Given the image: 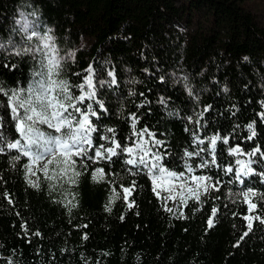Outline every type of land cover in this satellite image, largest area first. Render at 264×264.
Here are the masks:
<instances>
[{"label":"trees","instance_id":"trees-1","mask_svg":"<svg viewBox=\"0 0 264 264\" xmlns=\"http://www.w3.org/2000/svg\"><path fill=\"white\" fill-rule=\"evenodd\" d=\"M250 1L0 0V87L27 89L37 70L31 54L16 55L34 49L35 38L18 24L20 15L29 16L65 58L62 79L80 84L92 66L96 96L85 104L99 117H90L99 128L92 134L94 146L105 143L101 135H113L104 132L110 127L118 141L134 147L133 141L139 143L131 128L135 114L136 129L147 128L161 142L153 146L152 138L144 137L146 147L161 155L162 166L183 173L180 181L211 177L219 189L202 188L199 200L191 196L185 203L177 195L165 200L162 192L158 198L148 169L123 163L126 155L88 161L87 167L74 157L81 173L75 184L38 172L33 187L30 159L14 160L19 154L5 149L0 152V264H264V224L255 219H264V26ZM183 22L200 28L184 34L177 27ZM6 105L0 94V133L11 140L18 133ZM249 124L256 133L251 139ZM214 135L229 140L217 141L215 164L208 142ZM237 145L261 152L229 155ZM201 158L208 167H197ZM148 159L156 163L151 155ZM236 159L254 161L243 184L235 178ZM228 167L232 173L223 171ZM96 168L105 172L99 182L91 178ZM133 182L125 201L123 188ZM248 190L255 193L251 212L243 196Z\"/></svg>","mask_w":264,"mask_h":264},{"label":"snow or ice","instance_id":"snow-or-ice-1","mask_svg":"<svg viewBox=\"0 0 264 264\" xmlns=\"http://www.w3.org/2000/svg\"><path fill=\"white\" fill-rule=\"evenodd\" d=\"M35 35V33H33ZM45 39L50 40V37H45ZM3 48V45H0ZM51 48L52 51L49 52L47 49ZM52 53H55L53 55ZM31 54L32 58L37 61V70L32 73V81L27 89H9L5 91L3 87H0V94L7 97V107L10 109L11 118L14 121V128L18 137L15 139H8L0 133V152L5 149L8 151H15L19 155L13 157L14 160H19L20 156L28 157L32 165L43 163V174L46 179H54L55 175L64 176L68 172L72 175L68 176L70 183H76V177H79L81 173L76 170L77 159L79 158L81 166L87 167V162L98 163L100 160L107 159L111 161L113 157L124 156L129 157L122 162L131 165L134 168L140 169L141 167L148 169V173L152 179L151 183L153 185V192L160 197V193L157 191L158 181L168 182L171 187L164 188L161 187L162 191H173L175 188L179 187L181 203H185L184 189L185 184L175 185L171 183L173 180H178L183 177V173H175L159 162L161 160V155L153 154L151 148L146 147L149 141L144 140L145 136L151 139L153 146L161 145V142L153 138V134L148 131L147 128L137 130L136 123L137 118L135 114L132 115L131 128L133 129L132 135L137 137L139 143L133 141L134 147H129L127 144H122L116 139L114 128H105V133H112L113 135H101L99 138L105 143H100L98 146H94V141L92 134L99 131V128L93 123L90 117H96L97 111L93 109L92 104H85L88 99H94L96 96L95 84L93 83L94 70L91 65L85 69L86 75L82 76V83L77 85H71L67 80L61 78L62 64L65 60L64 57L59 56L57 49L53 48L51 44L45 43L38 48H28L24 49L22 52L18 51L16 55ZM69 56H74V53H70ZM7 66V65H6ZM77 75H80L77 73ZM109 76L113 74L108 73ZM102 83V82H101ZM112 83H115L113 79ZM75 88L79 94L72 91ZM87 89V91H85ZM134 94V93H133ZM191 94V93H189ZM96 104L99 105L100 109H104L103 103L96 100ZM83 105V107H81ZM207 110V109H205ZM106 111V109H105ZM261 118L264 120V113H261ZM41 126H46L47 129L51 131H44ZM248 129L251 132V139L255 136V131L253 130V125L249 124ZM58 134V135H57ZM217 141H222L223 144L227 145L229 143L228 138H222L219 135H214L209 138V144L211 146L210 155L212 157L211 163H216L215 149ZM201 144L204 143L203 140L200 141ZM207 149H201V151H206ZM228 154L231 156H255L256 153H260L261 149L259 147L255 148L251 152H245L238 145L230 147ZM89 152L92 155H89ZM156 161V163H151L148 159L149 156ZM193 153L186 152L185 156L191 157ZM199 155V153H195ZM261 158H264V153L261 154ZM197 167H208V161L203 160ZM254 161H243L240 159L235 160V164L239 165V169L235 172V178L241 184L244 183L242 177L249 176L253 174V170L250 167L251 163ZM49 165H53L54 169H58L53 176H49ZM29 174L35 175V171L31 166H26ZM188 171L191 172L192 168L189 167ZM226 173H232L233 168L228 167L223 169ZM99 174V176L97 175ZM264 175V173H260ZM105 175L103 168H96L92 172V179L99 182L103 179ZM192 182L196 184V188L188 187L187 192L189 196H194L199 200L200 189L206 193L209 187L215 188V185L211 184V177L208 176H193ZM33 187H38L32 181H28ZM216 183H219L217 181ZM135 188V182L132 183L130 187L123 188V199L128 200V196ZM254 196L255 193L252 190L245 191L243 193L244 200L248 204V210L251 212L256 208V204L249 200V196ZM115 197L110 198L114 199ZM167 199H175V195H169L164 197ZM74 206V205H73ZM133 204L129 203L128 207H132ZM111 210L110 208L108 209ZM166 211H171V209L165 208ZM216 209L212 210V215L214 216ZM244 219L249 220L247 225L248 232L252 230V223L249 216H245ZM259 219L262 224H264V219L260 217H255ZM208 227H212L213 220L209 219L207 221ZM248 232L243 235L247 236ZM39 236V233H35ZM87 239V237H84ZM243 238V237H241ZM11 264V261H9Z\"/></svg>","mask_w":264,"mask_h":264},{"label":"rangeland","instance_id":"rangeland-1","mask_svg":"<svg viewBox=\"0 0 264 264\" xmlns=\"http://www.w3.org/2000/svg\"><path fill=\"white\" fill-rule=\"evenodd\" d=\"M249 8L254 12L255 17L258 20V22L262 26H264V0H251L249 3ZM18 24L27 33L28 36L35 38L33 41V42H35L34 49L44 45L45 43H49L52 45L53 48L58 50L57 45L54 42V38L49 33H45V34L41 33L39 28H38L39 24L37 21H35V19H33L29 16H26V15H20L18 18ZM203 24H204V20H202V23H200V25H203ZM177 27H178V30L180 32H183L184 34H188V35L194 34L200 28V26L189 28L188 24L185 22L180 23ZM33 33H35V35H33ZM45 37H50L51 39L48 40V39H45ZM47 51L51 52L52 49L49 48V49H47ZM52 54L55 55V53H52ZM59 56L62 57V55L60 53H59ZM42 130L51 131L50 129H47L46 126ZM29 163H30V166L33 168V171H35L36 174L35 175L29 174L28 178L33 183H36L38 180V172L43 173V163L32 165L31 160ZM56 172H58V169H54L53 165H49V176H53ZM71 175H72L71 172H68V174L64 175V176L55 175V178L53 180L55 182H60V181L69 182L68 176H71ZM171 183H174L175 185L185 184V189H184V193H183L184 198L191 197V196H189V194L187 192L188 187L196 188V184H194L192 182V179L187 180V181H185V180L180 181V179H178V180H173ZM161 187H164V188H170L171 187V185L166 181L165 182L158 181V186H157L158 192L159 193L162 192V194H166V196H169V195H175V197H176V195L180 196L177 194L180 192L179 187L175 188L171 192L170 191H162ZM249 200L251 201V196H249Z\"/></svg>","mask_w":264,"mask_h":264}]
</instances>
